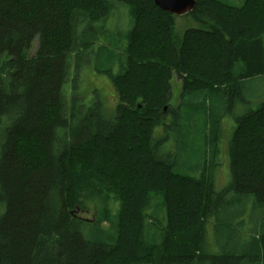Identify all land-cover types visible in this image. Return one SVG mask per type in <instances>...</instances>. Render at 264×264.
<instances>
[{
    "label": "trees",
    "instance_id": "obj_1",
    "mask_svg": "<svg viewBox=\"0 0 264 264\" xmlns=\"http://www.w3.org/2000/svg\"><path fill=\"white\" fill-rule=\"evenodd\" d=\"M242 2L196 0L183 18L198 27L180 40L178 16L154 0H0V57L7 58L0 81V264H238L233 255L204 254L207 230L210 224L222 248L223 237L241 236L237 220L245 211L234 212L248 202L264 210V103L236 125L228 151L232 183L222 192L206 171L198 178L175 173L154 141L166 113L176 126L184 119L183 105H169L171 80L192 61L210 71L202 75L207 84L184 79L182 99L214 91V84L226 88L229 103L245 102L247 71L233 74L239 60L252 75H264V33L253 36L264 23V0ZM116 4L129 7L134 25L124 50L116 51L122 56L108 66L100 44H109L106 22ZM87 69L110 79L116 94L110 114L99 98L108 101L106 92L93 91L89 106L79 93ZM212 129L207 137L217 133ZM217 152L212 146L213 159ZM143 181L166 189L160 246L147 240L154 192L146 202L135 197L145 194ZM251 196L256 201H236ZM259 229L244 241L252 244L248 264H264Z\"/></svg>",
    "mask_w": 264,
    "mask_h": 264
},
{
    "label": "rangeland",
    "instance_id": "obj_2",
    "mask_svg": "<svg viewBox=\"0 0 264 264\" xmlns=\"http://www.w3.org/2000/svg\"><path fill=\"white\" fill-rule=\"evenodd\" d=\"M222 2L227 3L232 6H242L243 0H221ZM244 7V6H243ZM242 9V8H239ZM130 12L129 7L123 4H116L113 12V19H109L106 22V27L110 30V35L108 36L109 44H100L103 53L108 56L109 65H114V59L122 56L116 51L123 49L121 46L126 45V36L134 25L132 17L128 13ZM131 18H130V17ZM264 17V13H262ZM240 20V16H239ZM246 20V18H245ZM244 20V21H245ZM113 22V24H112ZM177 24V34L180 40H183V36L189 27H198L196 23L192 20H188L183 17H176ZM254 35H259L264 33V23H258L255 25ZM151 37V36H150ZM156 37L152 36L151 38ZM89 38V36H88ZM261 44L264 47V34L260 38ZM33 51L38 48V42H34ZM7 61L6 57H0V81L5 79L6 68L5 63ZM186 62V59H184ZM183 62V63H184ZM246 69L247 78L243 81L241 89L243 88V96L245 102H236L229 103L228 94L225 91V87H217L213 84L214 91H211L207 94L200 93L193 94L182 99V88L184 79H187L189 82L197 81L202 83L206 87L207 82L202 79V75L209 73L210 71L200 70L195 66V62L192 61L191 67L185 72H180V74H174L171 80V101L169 105L171 108H179L183 105V117L181 121H178L177 126L174 122L173 117L167 116L165 119V125L156 128L155 139L157 151L159 155L165 156L167 159L170 158L174 162L175 173L183 176H189L193 178H198L203 175L204 171L208 172V177L213 181L215 191L222 192L223 190L228 189L232 183V171H231V157L229 154V144L231 138H233L234 132L236 131V125L239 124V121L249 113V111H255L264 103V75H257L255 73L252 75V72H249V68L244 63V61L239 60L234 69V75L238 78L241 76V73ZM89 69L83 72V85L80 88L81 92L85 95V102L89 106L95 102L96 95L93 91L98 90L99 93H105L108 96V101L105 99V96L100 95V100L104 103L105 109L108 114L111 113V109H115V103L112 94H115V91L112 87L110 79L107 76L98 75L93 72H88ZM219 91V92H217ZM184 103H183V102ZM183 103V104H182ZM188 107V108H187ZM194 115L193 118H189ZM169 126V127H165ZM209 126L218 128L217 133L211 137V134L207 135L204 131L209 129ZM210 132V131H209ZM217 135V136H216ZM213 138V139H212ZM212 139V141L210 140ZM212 146L215 147L218 152L215 155V159L212 158ZM216 162V164L214 163ZM125 172L129 173L127 169H124ZM140 187L144 191V195H136L135 197L138 201H147V193L153 191L154 193L150 194V206L149 216L151 220V225L147 232V240L152 245L160 246L164 242V226L161 218V213L165 211V206L162 205L164 197L162 194L166 189L161 187V185H155L160 189H153L152 184L147 185L145 181L140 182ZM162 189V190H161ZM235 195V194H234ZM229 200L232 201L231 194L227 196ZM170 200V199H169ZM134 201V200H129ZM236 201H256L253 196L246 199H240ZM131 203V202H130ZM132 204V203H131ZM155 205V206H154ZM152 206L159 207V211H152ZM244 210L238 209L237 212H234L233 215L237 217L239 213L245 214L243 217L237 220L240 234L239 240H234L230 238L223 237L222 248L221 246L216 245V237L212 233V226L208 224V248L205 249V255H217L218 257H224L227 255H233L238 258V264H248L247 262L251 260L253 256L251 255L252 244L246 243L251 238L257 237L259 228L262 225L264 220V210L259 213L258 210L253 209L252 203L248 202L243 206ZM116 210V208L114 209ZM77 216L81 218L93 219L95 213H77ZM211 223V222H210ZM112 224L109 222H103L102 227L107 230L110 229ZM163 227V230L160 229ZM105 229V230H106ZM161 234V235H160ZM244 236V237H243ZM243 241V242H242ZM251 242V241H249ZM222 249L226 251L224 254ZM163 252V250H161ZM261 260L264 262V252H261ZM233 261V259L231 260ZM158 264H164V261H160ZM201 264H211V261H205Z\"/></svg>",
    "mask_w": 264,
    "mask_h": 264
},
{
    "label": "water",
    "instance_id": "obj_3",
    "mask_svg": "<svg viewBox=\"0 0 264 264\" xmlns=\"http://www.w3.org/2000/svg\"><path fill=\"white\" fill-rule=\"evenodd\" d=\"M154 2L163 12L179 17L188 15L196 7V0H154Z\"/></svg>",
    "mask_w": 264,
    "mask_h": 264
},
{
    "label": "crops",
    "instance_id": "obj_4",
    "mask_svg": "<svg viewBox=\"0 0 264 264\" xmlns=\"http://www.w3.org/2000/svg\"><path fill=\"white\" fill-rule=\"evenodd\" d=\"M231 142H232V139L230 140L229 149H230ZM243 237H244V236H243Z\"/></svg>",
    "mask_w": 264,
    "mask_h": 264
}]
</instances>
